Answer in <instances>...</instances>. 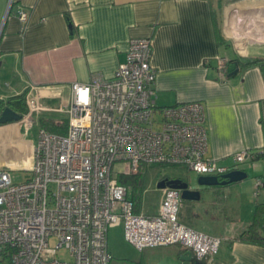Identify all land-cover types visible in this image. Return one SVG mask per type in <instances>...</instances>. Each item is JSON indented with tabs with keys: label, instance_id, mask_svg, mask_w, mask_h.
<instances>
[{
	"label": "crops",
	"instance_id": "0c3cea01",
	"mask_svg": "<svg viewBox=\"0 0 264 264\" xmlns=\"http://www.w3.org/2000/svg\"><path fill=\"white\" fill-rule=\"evenodd\" d=\"M19 10L28 12L25 25ZM132 37L151 38L157 105H204L206 157L231 167L234 153L255 154L237 167L252 168V175L199 187L218 196L212 211L227 216V209L231 216L213 227L219 234L185 223L181 214L179 221L221 238L207 264H264V243L239 238L264 202V0H0V100L25 93V101L30 95L43 107L30 127L22 120L27 111L0 124V168L31 175L37 139L29 130L36 124L66 133L71 85L112 78ZM220 56L228 58L224 76L216 70ZM255 58L261 64H246ZM257 178L262 184L255 195ZM157 193L156 209L145 214L158 212ZM140 251L136 262L145 264H191L193 257L187 260L189 250L177 244Z\"/></svg>",
	"mask_w": 264,
	"mask_h": 264
},
{
	"label": "built area",
	"instance_id": "2783aa9c",
	"mask_svg": "<svg viewBox=\"0 0 264 264\" xmlns=\"http://www.w3.org/2000/svg\"><path fill=\"white\" fill-rule=\"evenodd\" d=\"M18 18L25 25L28 12L19 10ZM151 55L150 37L130 38L112 78L71 85L66 133L38 129L30 177L14 182L10 170L0 168V264H110L108 230L118 223L138 250L177 244L205 261L218 252L221 238L179 221V189L158 188V212L149 215L134 211L131 187L118 181L152 165L218 176L255 156L236 152L231 167L206 157L204 105H157ZM227 63L217 58L218 75H225ZM26 103L22 120L30 127L43 107L30 95ZM261 184L257 178L255 195ZM62 248L70 260L58 257Z\"/></svg>",
	"mask_w": 264,
	"mask_h": 264
},
{
	"label": "rangeland",
	"instance_id": "374dc122",
	"mask_svg": "<svg viewBox=\"0 0 264 264\" xmlns=\"http://www.w3.org/2000/svg\"><path fill=\"white\" fill-rule=\"evenodd\" d=\"M37 134L38 128L35 124V126L29 130V136H32L37 139ZM243 165V163H240L237 165V167L243 168ZM115 167L118 168V165H116ZM247 169L248 175H252V168L247 167ZM9 170L12 181L14 182H22L30 176V173L27 170H22L19 168H12ZM141 170L142 192L140 205L143 212L151 213V211L156 209L158 200L157 192L159 190L156 185L161 179L180 178L184 181H189L192 186H196L197 174L192 171H189L182 165H152L145 166ZM254 171H256L255 168ZM130 187L133 191L134 188L132 187V183ZM224 194L228 195L227 191H224L223 195ZM217 197L218 196L215 193L213 194L211 190L204 189L200 191V198L198 200L182 199V204L180 206L178 216L180 217L179 214H181L185 223L197 229H202V227H206L211 233H214L215 235L219 234V230L217 231V229L215 230V228L213 227L216 224L221 223V221L231 219V216L229 215V212H227V209L224 210L227 216H225L223 213L217 215L214 211H212L210 202L213 200V198ZM193 214L198 215L197 217H195ZM211 219L213 220V223L211 222ZM50 244L51 246H54L56 244L55 238L50 239ZM108 251L110 254L112 253V259L110 260V264H145L144 262H136V257L140 255L141 251L136 249L125 239L123 234V226L121 223L109 227ZM57 255L63 260H70L69 254L64 248L57 250Z\"/></svg>",
	"mask_w": 264,
	"mask_h": 264
},
{
	"label": "trees",
	"instance_id": "16d2710c",
	"mask_svg": "<svg viewBox=\"0 0 264 264\" xmlns=\"http://www.w3.org/2000/svg\"><path fill=\"white\" fill-rule=\"evenodd\" d=\"M262 60L255 58L246 64H261ZM6 106L10 107L16 113L23 115L27 111L25 93H20L11 96L7 100H0V113ZM119 183L130 185L134 190L132 191V199L134 201V211L140 210V200L142 192V177L141 171L136 174L120 175L118 178ZM239 238L254 243H264V202L259 203L256 206L255 215L252 221L242 230L239 234ZM191 264H207L205 260H198L194 257L191 259Z\"/></svg>",
	"mask_w": 264,
	"mask_h": 264
},
{
	"label": "water",
	"instance_id": "95a60500",
	"mask_svg": "<svg viewBox=\"0 0 264 264\" xmlns=\"http://www.w3.org/2000/svg\"><path fill=\"white\" fill-rule=\"evenodd\" d=\"M237 70H235L236 72ZM22 115L16 113L10 107L6 106L0 113V124H5L11 121H18ZM247 176L246 171L242 169H232L221 175H198L196 178V186H192L189 181H184L180 178H164L159 180L157 188L170 186L181 191V198L187 200H198L200 198L199 187H210L217 185H226L233 182L245 179ZM187 260L191 258V251H187Z\"/></svg>",
	"mask_w": 264,
	"mask_h": 264
}]
</instances>
